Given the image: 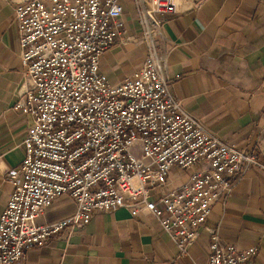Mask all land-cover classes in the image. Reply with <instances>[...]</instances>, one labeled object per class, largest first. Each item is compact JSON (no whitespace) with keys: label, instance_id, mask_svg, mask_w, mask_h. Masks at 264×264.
<instances>
[{"label":"built area","instance_id":"1","mask_svg":"<svg viewBox=\"0 0 264 264\" xmlns=\"http://www.w3.org/2000/svg\"><path fill=\"white\" fill-rule=\"evenodd\" d=\"M190 9L207 0H183ZM146 53L142 66L113 84L100 71L103 56L123 39L121 0H26L14 9L22 94L14 109L30 116L24 158L7 171L11 185L0 215V264H25L62 233L87 227L97 212L128 208L149 215L180 255L198 237L214 203L229 195L242 168L264 163L209 133L169 89L162 27L179 0H131ZM199 172L167 190L170 170ZM72 215L36 220L58 198ZM206 264H252L257 247L239 249L209 233Z\"/></svg>","mask_w":264,"mask_h":264},{"label":"crops","instance_id":"2","mask_svg":"<svg viewBox=\"0 0 264 264\" xmlns=\"http://www.w3.org/2000/svg\"><path fill=\"white\" fill-rule=\"evenodd\" d=\"M24 1L0 0V215L12 190L7 171L22 163L23 140L32 125L30 116L14 109L22 94L23 68L13 15ZM126 4L123 39H132L118 41L100 65L113 84L139 69L146 53L136 15ZM161 31L158 42L166 57L170 93L183 111L220 141L255 153L264 163V0H207L195 9L179 0L178 14ZM200 169L173 167L166 189L178 190ZM241 170L230 194L219 196L184 255L153 217H133L128 208H121L94 213L83 230L62 233L45 247L30 249L25 264H206L212 231L224 244L257 247L252 264H264V173ZM74 211L72 200L62 196L36 224L52 223Z\"/></svg>","mask_w":264,"mask_h":264},{"label":"rangeland","instance_id":"3","mask_svg":"<svg viewBox=\"0 0 264 264\" xmlns=\"http://www.w3.org/2000/svg\"><path fill=\"white\" fill-rule=\"evenodd\" d=\"M128 3L126 4L125 3V1L124 0H121V4L125 7V4L127 5V7H128V11L129 12H131V11H133L134 12V8H133V5H131L132 4V2L130 3V0H126ZM132 13V12H131ZM134 15H136V14H134Z\"/></svg>","mask_w":264,"mask_h":264}]
</instances>
